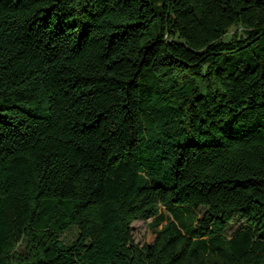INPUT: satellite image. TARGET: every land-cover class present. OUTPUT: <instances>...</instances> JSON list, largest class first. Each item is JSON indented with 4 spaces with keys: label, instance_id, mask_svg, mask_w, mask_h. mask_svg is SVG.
Listing matches in <instances>:
<instances>
[{
    "label": "trees",
    "instance_id": "obj_1",
    "mask_svg": "<svg viewBox=\"0 0 264 264\" xmlns=\"http://www.w3.org/2000/svg\"><path fill=\"white\" fill-rule=\"evenodd\" d=\"M0 264H264V0H0Z\"/></svg>",
    "mask_w": 264,
    "mask_h": 264
},
{
    "label": "rangeland",
    "instance_id": "obj_2",
    "mask_svg": "<svg viewBox=\"0 0 264 264\" xmlns=\"http://www.w3.org/2000/svg\"><path fill=\"white\" fill-rule=\"evenodd\" d=\"M235 29H231L230 35L227 36L225 39L228 40L230 39L231 35L234 33ZM204 212V208H202L200 210V214H202ZM168 214V212H167ZM190 220V219H189ZM188 220V221H189ZM151 220L145 221V220H137L135 222H133V235H134V239L135 242L138 244H142L144 242V235L148 226V223ZM244 226V221H242L241 219H236L233 223H231L228 227V231L227 234L229 236H232L233 234H235L236 232H238L239 230H241V228ZM78 234V230L76 227H72L71 229H69L65 234H64V240L66 243H72Z\"/></svg>",
    "mask_w": 264,
    "mask_h": 264
}]
</instances>
